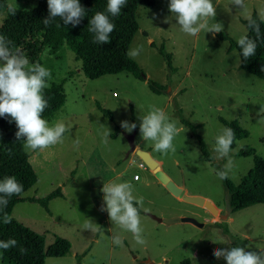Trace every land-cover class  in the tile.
<instances>
[{"label":"rangeland","instance_id":"rangeland-1","mask_svg":"<svg viewBox=\"0 0 264 264\" xmlns=\"http://www.w3.org/2000/svg\"><path fill=\"white\" fill-rule=\"evenodd\" d=\"M38 1L7 0V5L30 10ZM168 3L169 0H156L151 9L138 6L136 18L140 29L129 46V50L141 49L134 59L146 76L166 86L160 94L127 71L88 78L67 46L56 54L44 49L40 55L41 65L51 73L49 84L65 79V104L48 121L49 125L63 122L70 131L64 134L62 143L44 150H26L38 180L22 197L42 198L58 187L64 196L49 200L48 211L38 202L20 201L12 216L43 235L46 248L54 242L55 235L69 240L70 252L47 257L45 264H148L143 262L146 259L156 264H180L185 259L192 264H226L223 258L213 256L214 249L239 246L246 251L264 250V204L232 212L223 179L218 175L226 171L229 179L240 182L253 166L252 156L237 155L245 145L264 156V79L240 69L239 53L228 51V40L216 33L202 30L197 36H190L181 31L174 18L165 23V18L171 16ZM213 3L216 16L209 19V27L221 23L222 32L236 41L247 33L241 19H248L254 11L262 18L264 11V0H244L243 8L230 4V0ZM5 17L6 11L0 12V25ZM160 45L172 55L174 71H170L158 52L156 47ZM96 102L112 112L113 121L103 115ZM152 106L162 109L177 128L186 130L174 138V153L161 154L154 150L152 141L140 136L139 115L146 114ZM182 117L191 122L205 141L213 164L202 157L196 138L181 121ZM220 117L237 119L249 131L248 137L238 139L224 158H218L214 150L215 137L225 128ZM121 121L135 123L137 128L131 132H136L135 142L150 148L152 157L161 161L162 170L176 184H183L188 195L211 201L219 209V215L181 198L177 203L155 183L144 163L145 169L129 165L130 159L141 160L135 153L126 158L129 143L125 134L129 133L121 128ZM116 126L118 134L114 137ZM107 128L111 134L104 143ZM77 140L79 145L75 147ZM134 173L141 177L139 181L133 180ZM108 181L131 182L133 195L136 199L143 198L142 211L160 217L159 213H172L173 206H180L195 213L191 217L204 225L156 224L150 217L140 215L146 244H137L131 232L112 223L107 212L101 211L103 199L92 193V186H102ZM220 214L227 216L222 218ZM89 219L93 222L92 230L83 227ZM224 226L229 229L228 235L223 233ZM114 236L122 239V245L113 243ZM77 254H84L79 262ZM0 264L12 263L4 261L0 253Z\"/></svg>","mask_w":264,"mask_h":264},{"label":"trees","instance_id":"trees-1","mask_svg":"<svg viewBox=\"0 0 264 264\" xmlns=\"http://www.w3.org/2000/svg\"><path fill=\"white\" fill-rule=\"evenodd\" d=\"M79 3L85 9L86 14L77 25L64 24L59 17L45 25L43 20L49 15L47 0L38 1L37 5L30 10L11 7L15 9L14 14L10 11L7 0H0V12L6 11V17L0 25V35L9 41L10 50L15 52L16 49H19L28 58L30 64H42L40 55L44 49H48L50 54H56L60 48L67 46L73 51L75 59L81 62L82 72L90 79L127 71L146 82L152 92L156 94L164 92L166 86L148 78L137 61L127 54L135 33L140 29L136 18L138 6L151 9L155 6L156 0H127L120 14L115 17L107 13V0H79ZM97 11L109 15V19L115 25L114 31L110 34V43H94V33L88 30L90 27L88 21ZM250 18L256 22L259 31L249 27L248 19H241L247 29L246 35L256 43L255 55L247 59L243 57L236 40L223 32L215 35L223 40H228V51L236 50L239 53L240 69L264 79V70H262L264 69V20L259 17L256 11ZM150 45L155 47L153 42ZM156 48L165 59L170 71H174L172 55L165 50L163 45ZM64 83L65 79L61 78L58 82H51L49 87L44 90L48 107L42 115L47 121L53 119L65 104ZM96 104L104 116L111 121L114 120L110 110L98 102ZM131 117L134 119L133 114ZM219 119L225 128H231L235 133L231 149L235 148L238 139L248 137V129L241 126L237 119L226 120L223 117ZM9 121L10 117H0V132L2 134L0 136V180L6 176H13L22 184L23 191L19 195L8 198L7 206L0 208V241L9 239L17 241L16 246L10 247L8 250L0 249L1 258L12 264H45L47 257H60L68 254L71 248L69 240L55 235L54 242L46 248L44 236L15 219L12 216V210L18 202L29 200L38 202L48 211L49 200L56 196H63V194L61 188L58 187L42 198L22 197V194L37 182L38 175L29 160V153L23 146V139L17 140L15 136L17 131L15 122ZM181 121L193 132L202 157L213 164L212 154L203 138L196 133L195 127L184 117L181 118ZM117 134L118 127L116 126L112 136L115 137ZM237 155L252 156L253 166L241 177L239 183H235L229 178L223 179L227 191L228 207L232 212L255 204H264V156L257 154L255 148L250 145L240 148ZM136 206L138 207V205ZM5 214L12 217L11 223H3ZM223 233L228 235L227 226H224ZM21 249H25L26 252L22 253ZM83 255H76L78 262ZM180 264L192 263L190 259H185Z\"/></svg>","mask_w":264,"mask_h":264},{"label":"clouds","instance_id":"clouds-1","mask_svg":"<svg viewBox=\"0 0 264 264\" xmlns=\"http://www.w3.org/2000/svg\"><path fill=\"white\" fill-rule=\"evenodd\" d=\"M127 0H107V13L118 16ZM230 4L239 8L244 7V0H230ZM48 17L43 20L47 25L52 19L59 17L64 24L77 25L85 16V9L79 0H47ZM168 9L170 17L165 18V23H170L172 18L180 26L183 33L197 36L202 30L205 32L220 33L223 25L219 22L208 25L210 18L216 16V6L213 0H169ZM10 11L15 13V9ZM264 18V11L261 12ZM249 27L257 32L258 25L248 18ZM89 31L94 33V43H110V34L115 25L109 19V15L97 11L88 21ZM59 26V25H58ZM9 41L0 35V117H10L9 122H15L17 140L23 139L24 148L28 151L44 150L63 142V137L70 129L63 122L49 125L43 118V112L48 107V101L44 97V90L49 87L48 80L50 71L39 63L30 64L26 56L19 49L15 52L8 47ZM237 44L245 59L255 55L256 43L245 34L238 38ZM141 49H130L127 53L131 58L140 54ZM264 70V69H262ZM139 133L143 140L152 141L155 151L167 155L169 151L175 152L174 138L185 129L177 128L176 123L160 108L152 106L150 110L139 115ZM125 132L131 133L137 128L135 123L128 121L120 122ZM108 129V128H107ZM109 129L104 132V143L108 142ZM235 139V133L231 128H223L221 133L215 137V152L218 158L228 157L231 145ZM79 141L74 146L78 147ZM229 170L231 161L229 162ZM220 179L228 178L227 172L218 173ZM103 193V206L101 211H106L112 223L117 224L125 231L131 232L137 244L144 245L141 227L140 209L143 207V198L136 199L133 195L134 187L131 182L108 181L103 183L100 189ZM23 186L13 176H6L0 180V208L8 204V198L19 195ZM12 217L7 214L3 217V223L9 224ZM84 229L92 230L93 222L89 219L84 224ZM113 243L122 245L119 236L113 237ZM15 239L0 241V249L8 250L16 246ZM21 252H26L21 249ZM213 256L217 259L223 258L226 264H264V250L246 251L244 247L234 246L231 248L214 249Z\"/></svg>","mask_w":264,"mask_h":264},{"label":"water","instance_id":"water-1","mask_svg":"<svg viewBox=\"0 0 264 264\" xmlns=\"http://www.w3.org/2000/svg\"><path fill=\"white\" fill-rule=\"evenodd\" d=\"M135 133L136 132L134 131L133 133L125 134V137L127 138L129 143V148L126 152V158L130 154L135 153V155L139 157V159L148 167V169H150L153 172L158 182L163 184L172 195L177 196L181 198V200H184L186 202L204 207L214 215H219V209L211 201L200 196L188 195L185 192L184 185L176 184L170 178V176L165 171L162 170L159 162L154 157H152L149 151L141 148H136ZM149 216L157 221L164 222L166 224H172L176 222H188L198 227L203 226V222H200L191 216H181V217L174 216L170 218H160L153 214H149ZM220 216L223 218L226 217L227 215L220 214ZM143 262L148 264H156L150 262L148 259L143 260Z\"/></svg>","mask_w":264,"mask_h":264},{"label":"crops","instance_id":"crops-1","mask_svg":"<svg viewBox=\"0 0 264 264\" xmlns=\"http://www.w3.org/2000/svg\"><path fill=\"white\" fill-rule=\"evenodd\" d=\"M136 143V142H135ZM140 143H136V148H141V149H145V150H147V151H149L150 152V154H151V149L150 148H144V147H142L141 145H139ZM158 162H159V164H162L161 163V161L159 160V159H157V158H155ZM143 162H141V161H136V160H134V159H130L129 160V162H128V164L129 165H135L138 169H145V167H144V164H142ZM141 164H142V166H141ZM149 171H150V173L152 174V176H153V178L155 179V183H157V185L159 186V187H161L165 192H167L173 199H174V201H176L177 203H180L179 202V199L180 198H178V197H175V196H173L168 190H167V188L163 185V184H161L160 182H158V180H157V178L155 177V175L153 174V172L149 169ZM134 174H137V173H134ZM134 174H133V176H134ZM133 178V177H132ZM141 179V177L139 176V178L137 179V180H134V178H133V180L134 181H139ZM178 185H180V184H178ZM92 188V193H93V195L95 196V197H103V193L101 192V188H102V186H98V185H96V186H92L91 187ZM61 191H62V188H61ZM185 192L187 193V190L185 189ZM62 194H63V196H64V193L62 192ZM139 207V206H138ZM139 209H140V215H145V216H147V217H150L149 216V213H147L146 211H142L143 209H141V207H139ZM173 209H174V211H172V213H168V214H165V213H159V216L161 217V218H170V217H174V216H177V217H181V216H192V215H195V213H193V212H191L190 210H186V209H182V207H180V206H173ZM143 218V217H142ZM151 219H153L152 217H150ZM154 221H155V223L156 224H164V222H160V221H157V220H155V219H153ZM210 222H214L213 220H210ZM176 223H185V222H176ZM166 224V223H165ZM173 224V223H172ZM189 224H191V223H189ZM193 225V224H192ZM203 225H204V223H203ZM158 264H159V262H158Z\"/></svg>","mask_w":264,"mask_h":264},{"label":"built area","instance_id":"built-area-1","mask_svg":"<svg viewBox=\"0 0 264 264\" xmlns=\"http://www.w3.org/2000/svg\"><path fill=\"white\" fill-rule=\"evenodd\" d=\"M141 166H142V164H141ZM133 178H134V180H137L139 178V175L138 174H134Z\"/></svg>","mask_w":264,"mask_h":264}]
</instances>
